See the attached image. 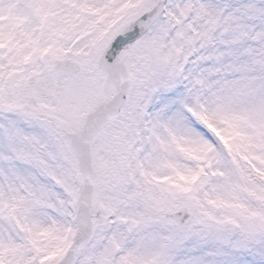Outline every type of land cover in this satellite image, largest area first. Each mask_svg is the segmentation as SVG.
<instances>
[{
  "label": "snow or ice",
  "instance_id": "snow-or-ice-1",
  "mask_svg": "<svg viewBox=\"0 0 264 264\" xmlns=\"http://www.w3.org/2000/svg\"><path fill=\"white\" fill-rule=\"evenodd\" d=\"M0 264H264V0H0Z\"/></svg>",
  "mask_w": 264,
  "mask_h": 264
}]
</instances>
